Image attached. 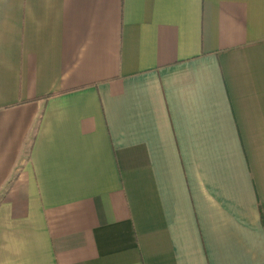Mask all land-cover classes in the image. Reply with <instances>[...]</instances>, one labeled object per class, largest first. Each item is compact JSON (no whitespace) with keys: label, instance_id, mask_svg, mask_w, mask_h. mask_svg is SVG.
Instances as JSON below:
<instances>
[{"label":"crops","instance_id":"1","mask_svg":"<svg viewBox=\"0 0 264 264\" xmlns=\"http://www.w3.org/2000/svg\"><path fill=\"white\" fill-rule=\"evenodd\" d=\"M0 264H264V0H0Z\"/></svg>","mask_w":264,"mask_h":264}]
</instances>
